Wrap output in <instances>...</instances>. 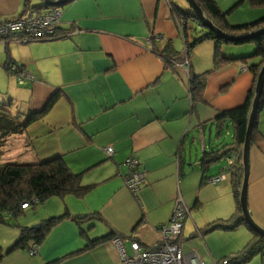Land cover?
<instances>
[{"label": "crops", "instance_id": "1", "mask_svg": "<svg viewBox=\"0 0 264 264\" xmlns=\"http://www.w3.org/2000/svg\"><path fill=\"white\" fill-rule=\"evenodd\" d=\"M215 1L228 16L241 2L228 11L230 0ZM40 4L0 0V23L24 17ZM173 4L189 9L184 0H70L62 6L61 38L0 41V104L12 102V109L27 115L43 111L54 95H61L51 111L21 135L25 159L42 163L62 158L83 175V185L92 188L83 196L47 200L37 211L39 217L24 227L42 225L66 212L77 220L55 225L35 256L31 250H18L0 264H123L115 240L86 251L88 241L116 233L130 254L132 242L154 249L162 240L159 228L170 222L179 196L191 212L179 241L186 254L215 264L237 258L255 242L245 224L207 229L215 222L234 226L240 214L235 173L242 147L237 145L234 122L220 116L247 104L254 84L248 67L258 59L249 56L215 71L216 44L207 41L193 49L189 65L183 67L186 48ZM251 6L254 18L233 22L227 16L229 23L246 25L264 17V8ZM252 51V45L222 48L226 57L241 58ZM6 65L23 73L10 75ZM206 73L202 96L194 100L191 79ZM257 118L247 200L254 221L264 228V107ZM230 156L234 165L228 168ZM131 158L145 173L137 196L125 183V162ZM221 175L224 181L210 182ZM243 182L244 177L241 192ZM91 215L100 217L84 219ZM2 226L7 225L0 224L5 253L20 233ZM258 253L233 264H264V256L255 258Z\"/></svg>", "mask_w": 264, "mask_h": 264}, {"label": "trees", "instance_id": "2", "mask_svg": "<svg viewBox=\"0 0 264 264\" xmlns=\"http://www.w3.org/2000/svg\"><path fill=\"white\" fill-rule=\"evenodd\" d=\"M205 13V16L222 32H224L231 39L235 41L226 40L211 29L205 27L203 21L192 11L189 7L188 10L182 9L175 4L171 5L173 13L176 18L179 32L184 40L185 48L192 54L194 48L207 41L215 42L216 55H215V71L222 69L226 64L236 61H245L249 56L255 57L260 62L252 65L251 72L258 76L257 72L260 68V63L264 64V17L253 23L246 25L232 26L218 3L215 0H194ZM251 4L258 8H264V0H250ZM200 30H199V29ZM59 29V28H58ZM191 31V33H190ZM58 33V34H57ZM54 39H59V30L57 31ZM195 33V35L193 34ZM252 44L254 47L253 54L242 53L240 57H226L222 53L224 46H238L244 47ZM246 47V48H248ZM20 70V69H18ZM210 73L202 76H195L191 79V90L194 100L202 96V91L205 88L207 78ZM252 95V94H251ZM250 95V96H251ZM254 96V95H253ZM61 95L57 93L48 102L46 108L41 112L29 113L27 115H18L13 113L9 104H0V149L4 144H7L12 137L23 135L27 129L40 122L53 108L55 103L60 99ZM253 107L252 96L249 98L244 107L227 111L221 114L220 118H230L236 127V141L237 145L242 147L239 152L238 160H240V167L235 173L238 176L236 183V198L239 203V215L235 218V225L226 227L220 223L211 224L207 231H212L216 228H231L236 229L239 225L245 224L242 218V211L240 207L241 195V182L244 177L243 167V147L246 139L249 116ZM264 107V91L261 98L259 112ZM258 120V118H257ZM256 120L255 129L257 128L258 121ZM5 146V145H4ZM2 151V150H1ZM0 151V155H1ZM213 160H218L213 157ZM206 164V163H205ZM83 175L74 173L62 158H54L52 160L42 163H4L0 164V224L12 226L10 223L11 218H18L24 213L23 205L31 207V205H43L53 197H64L68 194H76L83 196L88 193L92 188L84 186L82 183ZM99 215H91L84 217L93 221ZM100 217V216H99ZM77 220L76 217H71L68 212L62 216L52 217L45 220L39 227H21L17 226L20 230V236L14 245L5 253L0 247V260L9 254L18 250H31L34 245H41L45 240L50 230L60 222L66 219ZM249 229L250 227L246 225ZM14 227V226H13ZM116 240V233L107 236H101L88 241L84 250L89 251L99 245L112 242ZM261 246V247H260ZM258 252L264 256V240L255 235V242L245 248L237 258L231 260L232 264L238 260H248ZM54 262L53 264H57Z\"/></svg>", "mask_w": 264, "mask_h": 264}, {"label": "built area", "instance_id": "3", "mask_svg": "<svg viewBox=\"0 0 264 264\" xmlns=\"http://www.w3.org/2000/svg\"><path fill=\"white\" fill-rule=\"evenodd\" d=\"M169 2V0H164ZM62 17V9L53 8L39 15H28L4 23H0V38L6 37L9 33L13 35H23L22 41H48L54 39L58 31ZM185 59L190 56L188 49H185ZM188 64V63H186ZM186 64L182 66L185 67ZM189 65V64H188ZM15 69V68H13ZM21 83H24L21 79ZM108 155L114 154V149H107ZM228 168L234 165V158H228ZM128 174L125 177L127 189L137 196L145 183V173L140 169L137 159L131 158L125 162ZM226 179L225 175L210 179V182L217 185ZM23 205V209H27ZM190 209L186 206L181 196L176 200L175 209L170 222L159 228L162 240L158 247L145 249L138 242L131 243L130 255L123 247L120 239L115 240V245L119 248L120 258L123 264H206L196 254H186L181 244L180 238L183 235L185 222L190 217ZM39 246L34 245L30 251L32 256L38 252ZM215 264H232L230 259Z\"/></svg>", "mask_w": 264, "mask_h": 264}, {"label": "rangeland", "instance_id": "4", "mask_svg": "<svg viewBox=\"0 0 264 264\" xmlns=\"http://www.w3.org/2000/svg\"><path fill=\"white\" fill-rule=\"evenodd\" d=\"M230 1L232 2L231 5H229L226 8V10H228V11L231 10L230 7L236 1L239 2V0H230ZM53 8H60V9H62V7H56V6H54V7H48L46 9L44 8V10L45 11L46 10L48 11V10L53 9ZM232 9H233V7H232ZM42 10L39 9V8H35L32 11L27 12L25 16H28V15H36V14L39 15L42 12ZM44 10H43V12H44ZM253 15H255V13H254V9L251 6V1L250 0H245V1H242L241 0L240 4L238 6H236V8H234L232 10L231 14L228 17L233 22H241V21L243 22L244 20H248L250 18H254ZM21 18H23V17H21ZM190 33H191V31H190ZM193 34L195 35V33H193ZM14 37H16V38H14ZM23 38H25V36H23V35H13V34L9 33L8 35H6V37L0 38V41H3V42L9 41V40H18V41H21ZM179 41H181V43H180L181 46L179 47L180 49H178V50H179V52H182L184 50V43H183L182 40H179ZM248 45L250 46L252 44H248ZM224 47H226V46H224ZM234 47H236V46H234ZM244 47H248V46L246 45ZM203 49H204V46H200L199 50H201L202 52H204ZM202 52H201V54H202ZM204 53L202 55H204ZM253 53H254V51H252L251 53H248V54H253ZM184 55H186V53H184ZM189 62H190V56L187 59H184L181 62V65L186 64V63L189 64ZM259 62H260V60L258 61V63ZM259 65H260V68L257 71V72H259V75L258 76H255L252 73L254 75V84H253V88L251 90V94L252 95L250 94L252 96V103H254V100H255L256 88H257V84H258L259 77H260V75H261V73H262V71L264 69V64L263 63H260ZM6 67H7V70H8V72H9L10 75L16 74V75L20 76V74L23 73L21 70H18L16 67H12L11 65H6ZM13 68H15V69H13ZM248 70L251 71V67H248ZM249 98H248V100H249ZM12 106H13L12 102L9 103V107L12 110L13 113H16L18 115H21L22 114L21 112L16 111L15 109H12ZM231 134H233V131L232 130H231ZM227 138H228L227 139L228 141H230L232 139V137H230V136L227 137ZM4 145L0 149V151L2 150L1 151V155H0V164H4V163L5 164L6 163H17V162L18 163H29L27 161V159H25L26 158V154L25 153L27 152V150L25 148H27V147H26V143H24V142L22 143L21 135L12 137V139L7 144H4ZM23 153H24V155H22ZM43 207H44V205H41V204H39V205H31V208L28 211H25L18 218H14L13 217L12 220H10L11 221L10 223L12 224L11 227L14 226V229H16V231H18V233H20V230L17 228V226L24 227V226H26L30 222L29 219L38 218L39 215H40V213H38L37 211H38V209H42ZM193 211H195V210H193ZM38 225H39V223L38 224H35V226L34 225L33 226L36 227ZM33 226L32 227H29V228H33ZM3 227L4 226H2V228ZM9 227L10 226H7V227H4L3 229H10ZM246 229L248 231V228H246ZM9 231H11V229ZM250 233H251V236H252L253 233L252 232H250ZM262 257H263V254L262 253H258V255L255 258L262 259Z\"/></svg>", "mask_w": 264, "mask_h": 264}, {"label": "water", "instance_id": "5", "mask_svg": "<svg viewBox=\"0 0 264 264\" xmlns=\"http://www.w3.org/2000/svg\"><path fill=\"white\" fill-rule=\"evenodd\" d=\"M70 0H60V1H53V0H40L41 4L35 6V8L39 9H46L48 7H62L67 4ZM186 3L189 5L190 9L196 13V15L203 21L206 28L211 29L216 34L225 38L226 40L235 41L236 39H231L228 37L224 32L218 29L206 16L203 10L199 7V5L194 0H185ZM264 91V69L259 77L257 88H256V96L252 107V112L249 120L248 130L246 134V139L244 143V150H243V166H244V182L243 188L241 192V211H242V218L246 225L250 227V230L257 235L258 238L264 240V228L259 226L253 219L249 208H248V200H247V190H248V182H249V168H250V154H251V146L253 141V132L255 128V123L257 120V116L259 113V107L261 103V98L263 96ZM41 225H38L40 228Z\"/></svg>", "mask_w": 264, "mask_h": 264}, {"label": "bare ground", "instance_id": "6", "mask_svg": "<svg viewBox=\"0 0 264 264\" xmlns=\"http://www.w3.org/2000/svg\"><path fill=\"white\" fill-rule=\"evenodd\" d=\"M58 34V33H57ZM14 38H16V37H14ZM19 39V38H18ZM21 39V38H20Z\"/></svg>", "mask_w": 264, "mask_h": 264}]
</instances>
